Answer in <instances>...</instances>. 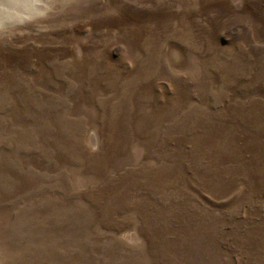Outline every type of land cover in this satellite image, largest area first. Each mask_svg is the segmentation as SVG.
Here are the masks:
<instances>
[{
  "label": "rangeland",
  "instance_id": "374dc122",
  "mask_svg": "<svg viewBox=\"0 0 264 264\" xmlns=\"http://www.w3.org/2000/svg\"><path fill=\"white\" fill-rule=\"evenodd\" d=\"M0 264H264V0H0Z\"/></svg>",
  "mask_w": 264,
  "mask_h": 264
}]
</instances>
